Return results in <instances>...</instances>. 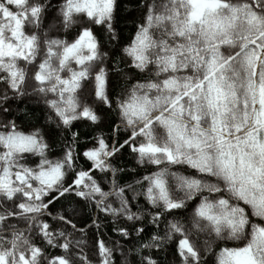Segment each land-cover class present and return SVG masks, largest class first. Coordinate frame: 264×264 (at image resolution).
<instances>
[{
    "label": "clouds",
    "instance_id": "clouds-1",
    "mask_svg": "<svg viewBox=\"0 0 264 264\" xmlns=\"http://www.w3.org/2000/svg\"><path fill=\"white\" fill-rule=\"evenodd\" d=\"M241 258L264 264V0H0V264Z\"/></svg>",
    "mask_w": 264,
    "mask_h": 264
},
{
    "label": "snow or ice",
    "instance_id": "snow-or-ice-1",
    "mask_svg": "<svg viewBox=\"0 0 264 264\" xmlns=\"http://www.w3.org/2000/svg\"><path fill=\"white\" fill-rule=\"evenodd\" d=\"M193 4H208V5H215L219 2V0H192ZM194 15L198 17L199 11H195ZM237 264H251V262L245 258H241L237 260Z\"/></svg>",
    "mask_w": 264,
    "mask_h": 264
}]
</instances>
